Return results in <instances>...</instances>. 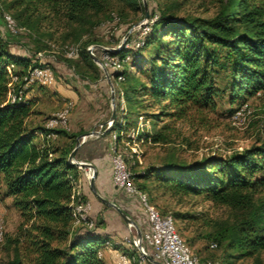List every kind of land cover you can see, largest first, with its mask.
I'll return each mask as SVG.
<instances>
[{
    "label": "trees",
    "instance_id": "16d2710c",
    "mask_svg": "<svg viewBox=\"0 0 264 264\" xmlns=\"http://www.w3.org/2000/svg\"><path fill=\"white\" fill-rule=\"evenodd\" d=\"M213 1L218 9L206 18L178 15L175 5L153 7L146 0L149 21L152 20L150 29L142 47L130 45V49L135 53L151 50L149 81L122 89L129 113L138 107L141 95L149 99L148 106L158 109L156 113H145L148 118L168 120L153 127L145 141L169 143V122L184 118L191 108L215 110V97L223 91L231 105L264 94V0ZM116 5L121 6V11L125 7L144 10L138 0H0V17L4 10L9 11L20 27L52 38L58 30L87 24L89 16ZM115 14L120 19L121 14ZM127 47L110 54L125 58L129 55ZM80 58L83 73L95 70L85 48ZM128 62L123 63L124 80L120 83L126 81ZM132 62L133 66L139 65V61ZM15 63L26 67L31 60L12 54L0 37V178L5 188L3 196L11 198L21 217V236L31 255L28 264H104L97 256L105 241L96 232L98 221L93 229L72 226L69 175L75 174L77 168L68 163L67 157L74 147L75 135L64 128L53 129L56 136L70 140L61 148L54 147L50 140H35L37 132L46 134L50 130L44 124H27L33 113L29 101L5 103L10 81L7 67ZM219 76L222 88L217 84ZM119 89H115L117 113L109 131L117 128L120 116L123 131L130 124L125 112L118 109ZM137 176H153L157 186L173 197L204 196L230 210L232 217L215 223L209 237L236 258L264 252V142L224 158L206 157L192 163L168 159ZM6 264L27 263L16 255Z\"/></svg>",
    "mask_w": 264,
    "mask_h": 264
},
{
    "label": "rangeland",
    "instance_id": "374dc122",
    "mask_svg": "<svg viewBox=\"0 0 264 264\" xmlns=\"http://www.w3.org/2000/svg\"><path fill=\"white\" fill-rule=\"evenodd\" d=\"M138 1L142 4V0ZM144 1L146 3V0ZM149 2L153 7L175 5L174 10L178 15L206 18L212 17L218 9V4L213 0H149ZM120 7L116 5L99 15L89 16L87 24H74L67 30L60 29L53 34L52 38L46 34L43 35V32L36 33L28 30L12 36L7 32L3 19L0 17V35L4 44L10 45L19 56H25L31 60L26 67L18 63L10 64L8 66L10 71L13 74L23 73L39 62L46 63L53 70L54 79L62 85V89L65 86L66 89L74 91L76 93L74 99L81 100L90 112L98 110L100 105L106 109V116H108L112 108L110 85L103 70L95 62V70L92 69V72L89 71L88 74L82 72L85 68L80 58L82 48H95L94 56L100 58L102 49L113 51L128 45L126 49L131 58L125 66L126 81L119 84L113 83L114 89L119 87L122 91L129 84L138 86L149 81L151 50L145 48L135 53L133 49H130L131 42L136 39L142 24L149 21V16L145 18L144 10L133 11L125 7L121 11ZM111 11L121 14L120 19L115 12ZM4 13L12 15L6 10ZM132 61L134 63L139 61V65L133 66ZM56 82L53 81L50 86L35 84L24 91L25 98L33 111V117L31 121L29 120L33 127L43 126L47 118L60 110L67 101L73 103L71 111H74L76 107L74 99L67 98V101H63L64 96L58 93L59 84L56 86ZM217 84L219 88L223 87L220 76L217 78ZM82 87L85 89L83 90ZM113 94L115 101V90ZM119 96L118 109L119 111L120 107L124 109V117L130 124L127 130L123 131L118 148L122 153L132 155V157L127 156L126 164L134 175V184L146 194L148 203L160 214H170L173 217L176 231L191 252L198 257L209 260L213 264H264V252L249 258H236L231 255L233 252L226 250L223 245L210 247V244L215 241L209 237V234L215 223L232 217L230 210L204 196L173 197L164 187L157 186L153 176L147 178L137 176L149 168L158 167L168 159L192 163L206 157L224 158L251 145L264 142V94L244 101L237 100L231 105L227 92H221L215 97V110L191 108L184 118L169 122L171 141L166 144H152L144 139L153 127L158 128L168 122V120H153L145 115V113H156L157 106H148L149 99L139 95L138 107L131 109L132 113H129L127 103L121 95ZM115 109L117 113L116 102ZM140 113L144 114L138 116ZM99 129L100 126L95 128V130ZM59 138H52L51 144L54 147L56 143H59L57 142ZM4 189L0 178V216L4 223V240L0 243V264H6L16 255L23 263L28 264L31 255L26 252L21 236V217L12 206L11 198L3 196ZM118 193L119 200H122L131 218L139 221L145 219L146 213L137 197L127 195L124 191ZM101 204L103 209L115 211ZM176 215H185L187 218H176ZM96 219L98 227H101L103 224L101 216ZM125 228L128 231V238L136 235L135 227L126 225ZM124 250L122 248V251Z\"/></svg>",
    "mask_w": 264,
    "mask_h": 264
},
{
    "label": "built area",
    "instance_id": "2783aa9c",
    "mask_svg": "<svg viewBox=\"0 0 264 264\" xmlns=\"http://www.w3.org/2000/svg\"><path fill=\"white\" fill-rule=\"evenodd\" d=\"M2 19L7 32L16 36L26 29L20 27L16 21L7 13H3ZM142 24L136 39L131 42L134 47H142L144 43V35L149 31V23ZM95 48L87 47L86 51L90 56H94L93 51ZM101 57L98 58L96 63L104 72L105 78L110 79L112 89L114 92L113 83L118 84L124 80L121 74L123 63L130 60L129 55L125 58H120L118 55L110 54V50L102 49ZM7 71L10 76L8 83V92L5 103L25 102L26 98L24 91L32 85L50 86L53 84L54 75L53 70L46 63L39 62L35 66L29 67L21 76L13 74L9 67ZM119 95L122 96V91L119 89ZM73 107L71 101L65 102L64 106L54 112L44 123V128L50 130L48 133L37 132L45 142L54 138L56 135L52 132L55 128L67 129L68 116ZM120 107V111L123 112ZM114 121L108 120L104 125V129H111ZM117 128L111 130V143L109 147V156L112 166V183L118 189L124 191L127 195L135 196L138 198L146 213V218L149 224V229L141 233L140 238L136 235L126 238L125 242L130 244L133 250H124L117 253L116 264H213L211 261L202 259L193 254L189 249L186 242L176 231L174 219L170 214H160L152 205L147 201V196L143 193L133 182V174L130 172L126 159L127 156L132 155L124 154L118 148V137L123 135L124 120L120 116L117 122ZM102 128V127H100ZM101 133V132H100ZM83 138V137H82ZM121 141V140H120ZM51 156V154H49ZM72 162V160L70 161ZM70 162H68L70 164ZM77 169H83V173L69 175L71 194H70V207L71 216L73 218V227H84L86 229H93L95 221L89 217L90 203L83 194V179L89 182L92 177V170L89 167H79L74 165ZM128 227L133 225L128 224ZM4 240V223L0 216V243ZM105 246L112 247L109 240L104 241ZM211 248L216 247L215 243L210 244ZM97 256L101 258L102 253L98 251Z\"/></svg>",
    "mask_w": 264,
    "mask_h": 264
},
{
    "label": "crops",
    "instance_id": "0c3cea01",
    "mask_svg": "<svg viewBox=\"0 0 264 264\" xmlns=\"http://www.w3.org/2000/svg\"><path fill=\"white\" fill-rule=\"evenodd\" d=\"M8 49L12 54L19 55L10 47V45H8ZM55 82L56 81L54 79V83ZM56 84V86H58L59 83L56 82ZM61 87L62 85L59 84L57 91L64 96L62 97V100L67 101V98H72L73 100L76 93L69 90L68 88L66 89L65 86L63 89ZM89 87H91V85H89ZM82 89L84 90L85 87H82ZM74 101V103H76V107L74 111H71L68 116L67 131L69 134L75 135L74 146L78 138L80 142L83 141L75 152L74 157L78 161L87 162L94 166L96 171V175L94 177L96 191L102 197L117 205L127 214L122 200H119L120 197L118 192L123 191L113 186L111 178L112 167L109 156L111 132L107 129H104V125L110 119L111 112L108 116H106V109L100 105L98 110L93 109L94 111L90 112L86 109L81 100L77 101V99H74ZM32 117L33 116L31 114L27 118V124L30 127L34 126L30 122ZM97 126H100L103 129L100 128L99 130H95ZM54 138L59 137L55 136ZM35 140L42 141V138L37 134ZM51 140L52 139H50V141ZM57 142L59 143H56L55 146L61 148L62 146L69 145L70 140L66 137L60 136ZM77 172L82 174L83 169H77ZM83 194L90 203L89 217L96 221V218L101 216L103 220V224L101 227L96 228V232L104 237L103 241L109 240L113 244L112 247L105 246L104 244L101 245V259L104 264H116L117 253L121 251L122 248L125 250H133L131 245L125 242V239L128 236V231H126L125 228L126 223L116 211H107L106 209H103L101 202L95 197L89 186V182L85 179H83ZM127 216L131 218L129 214H127ZM131 219L136 224L140 233L146 232L149 229V224L146 217L142 221H139L135 218Z\"/></svg>",
    "mask_w": 264,
    "mask_h": 264
},
{
    "label": "water",
    "instance_id": "95a60500",
    "mask_svg": "<svg viewBox=\"0 0 264 264\" xmlns=\"http://www.w3.org/2000/svg\"><path fill=\"white\" fill-rule=\"evenodd\" d=\"M142 5H143V8H144V12H145V18L147 19L148 17V11H147V5L145 3L144 0H142ZM115 50V49H114ZM92 57V60L97 63L98 62V58L95 57V56H91ZM107 82L109 83L110 85V90H111V103H112V108H111V115H110V119L111 121H114L115 117H116V109H115V101H114V94H113V89H112V85L110 83V79L107 78ZM83 142V141H81ZM81 142L79 141V138L76 140V143H75V146L74 148L71 150V152L69 153L68 157H67V161L70 162L72 160V162H70L71 165H76V166H79V167H89L91 170H92V177L90 178L89 180V186L93 192V194L95 195V197L103 204L113 208L120 216L121 218L123 219V221L126 223V225L128 224H131L133 225V227L136 228V237L137 238H140L141 236V233L139 231V229L137 228L136 224L134 223V221L129 218L127 216V214L121 209L119 208L117 205H115L114 203H112L111 201L107 200L106 198L102 197L97 191H96V188H95V185H94V177L96 175V171H95V168L93 165H91L90 163H87V162H83V161H78L75 159L74 155H75V152L77 151L78 147L80 146ZM155 264H159L157 262H154Z\"/></svg>",
    "mask_w": 264,
    "mask_h": 264
}]
</instances>
